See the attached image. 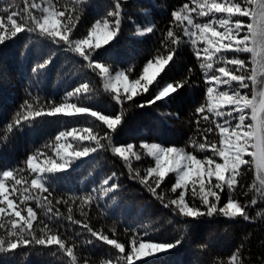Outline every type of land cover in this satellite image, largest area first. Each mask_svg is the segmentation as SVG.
I'll return each mask as SVG.
<instances>
[{
    "label": "snow or ice",
    "instance_id": "1",
    "mask_svg": "<svg viewBox=\"0 0 264 264\" xmlns=\"http://www.w3.org/2000/svg\"><path fill=\"white\" fill-rule=\"evenodd\" d=\"M125 2L112 0V6L95 20L86 35L76 37L77 25L89 0H0V45L28 33L30 38L34 36L55 46L32 68L37 86L58 51L71 53L100 77L103 91L121 108L117 114L108 115L89 106L86 102L93 101L95 90L87 81L67 91L59 103L52 100L41 104L39 95L32 96L29 91L32 99L25 100L14 113L12 122L6 126L7 134L36 127L45 117H84L87 126L59 131L53 140L27 157L24 167L0 172V256L26 257L24 250L55 246L53 256L61 253L67 258L66 264H81L75 251V237L82 233L66 238L59 231L65 228L61 221L67 220L90 234V238L82 241L85 246L95 248L97 242L110 246L99 264H136L181 246L190 235L191 222H199L205 216L245 221L264 216V209L258 210L256 216L248 212L259 201H264V0H190V4L184 3L171 12L172 23L182 31V36L169 27L161 41L163 51L158 49L135 76L134 65L113 71L111 65L98 59L121 32ZM141 12L147 15V9L141 8ZM154 28L151 24L144 28L137 25L136 34H151ZM182 37H187V41ZM186 42L192 47L206 87L204 102L195 108L196 132L202 140L190 137L184 147L141 142L140 152L133 143L114 145L112 137L124 122L126 103L130 107H151L157 102L172 100L190 82L195 83L190 77L161 83L162 74L174 62L180 45ZM65 67L71 74L78 75L76 69L81 65L68 58ZM188 72L192 73L193 69L190 67ZM149 94L150 99L135 103L136 97ZM167 115L178 117L179 113ZM101 125L107 131L102 132ZM9 135L0 137V142L7 143ZM212 135L218 139H210ZM105 148L124 162L131 179L142 184L164 207H172L177 215L186 218L178 238L153 241L145 239L149 235L147 231L133 230L126 248L125 243L110 238L102 230H93L87 222L74 219L72 204L77 200L82 216L86 215L85 207L90 208L98 199L115 200V196L110 195L120 189L115 172L91 192L70 197L72 204L69 200L56 199L55 205H69L66 216L55 207L51 181L57 174L73 170L74 165L78 167V161L86 162L84 158ZM48 149L53 155L48 154ZM144 155L152 158L154 166L141 175L139 169L132 167V160L140 161ZM249 171H254V179L246 186L243 179ZM170 175H174L175 182L167 191L173 198H167L162 189ZM249 193L253 194L251 199L242 203L238 196L247 197ZM224 194L227 200L221 206ZM128 231L125 229L126 233ZM111 232L116 235L115 228ZM243 248L241 244L229 256L227 264H246ZM258 259L264 264V257ZM83 264H90V258L85 257ZM214 264L224 262L217 259Z\"/></svg>",
    "mask_w": 264,
    "mask_h": 264
},
{
    "label": "trees",
    "instance_id": "2",
    "mask_svg": "<svg viewBox=\"0 0 264 264\" xmlns=\"http://www.w3.org/2000/svg\"><path fill=\"white\" fill-rule=\"evenodd\" d=\"M184 3L190 4V0H126L121 32L108 46L104 55L98 59L111 65L113 71L134 65L133 76L137 75L158 49L163 51L161 41L169 27H173L182 36V31L176 29L172 23L171 12ZM111 6L112 0H89L77 25L76 37L86 35L95 20L102 17ZM21 7H23L22 3ZM141 8L147 9V15L141 12ZM149 24L155 26L153 33L142 36L136 34L137 25L144 28ZM182 38L187 41V37ZM50 48L55 46L42 42L34 36L30 38L28 33H22L16 39L0 45V137L9 135L6 126L12 122L14 113L20 109L25 100H31L32 96L38 94L41 104L52 100L59 103L67 91H71L85 81L95 90L93 101L86 102L89 106L108 115L120 112V106L110 94L103 91L100 77L91 69L84 67L85 62L71 53L58 51L55 60L47 68L37 86L32 68L47 55ZM68 58L81 65L76 69L78 75L71 74L69 68L65 67ZM190 67L193 69L192 73L188 72ZM162 76V84L179 81L185 77H190V81L195 83L190 82L172 100L157 102L151 107H130V104L126 103L124 122L112 137L114 145L133 143L136 145V151L140 152L141 142L184 147L190 137L196 136L197 139L202 140L196 132L195 108L204 102L206 87L189 43L180 45L174 62L168 66ZM29 91L32 92V96L29 95ZM150 98V94L138 96L135 98V103L139 104ZM169 112L179 113V116L170 117L167 115ZM80 126H87L84 117L76 119L61 116L45 117L36 127H25L22 131L14 130L9 135L7 143L0 142V172L24 167L27 157L53 140L59 131ZM101 131L107 129L101 125ZM210 139L217 140L218 137L212 135ZM47 151L49 155H53L51 149ZM84 160L86 162L78 161V167L74 165L73 170L57 174V178L51 181V199L54 205L58 198L69 200V204H72L70 197H79L91 192L94 186L98 187L105 177L115 172L116 182L120 185L117 192L110 194L115 196V200L98 199L90 208L85 207L84 216L78 210L79 200H77L72 204L74 219L87 222L93 230H102L110 238L125 243L126 248L133 230H138L140 233L147 231L149 235L145 239L153 241H172L182 234L186 218L177 215L174 208L164 207L161 201L142 184L131 179L128 167L119 157L113 155L110 149L98 150ZM150 166H154V161L146 155L142 156L140 161L132 160V167L139 169L141 175ZM24 174L28 175L27 172ZM253 179L254 171H249L243 183L246 186L250 185ZM174 182V175H170L162 185L167 198H173V194L167 190ZM252 195L249 193L247 197L238 196V198L243 203L250 200ZM226 200L227 195L224 194L221 206ZM32 206L35 207V204ZM68 206L55 205L65 216ZM260 209H264V201H259L257 206L248 209L249 215L256 216V212ZM37 212L40 214L39 209ZM61 223L65 228L59 231L66 238L74 236L76 232L82 233L81 236L75 237L77 242L75 251L81 258V264L85 257L90 258V264H99V260L104 257L110 246L102 242H97L95 248L92 245L85 246L82 241L90 238V234L85 229L80 225L70 224L67 220ZM145 225L147 228L143 227ZM113 228L116 230L115 236L111 232ZM125 229L129 231L126 233ZM262 241H264V216L257 217L254 221H245L242 218L230 220L219 215L205 216L199 222H191L190 235L185 238L181 246L168 254L146 258L144 262L137 261L136 264H214L217 259L227 264L229 256L241 244L244 245L242 255L246 258V264L249 258L250 264H261L258 258L264 257ZM198 245H206V247L199 248ZM54 248L55 246L50 248L36 246L31 251L24 250L27 252L26 257H21L19 254L15 257L0 256V264H66L67 258L63 257V254L57 253L56 256L51 254ZM112 252L114 253L115 250L112 249Z\"/></svg>",
    "mask_w": 264,
    "mask_h": 264
}]
</instances>
